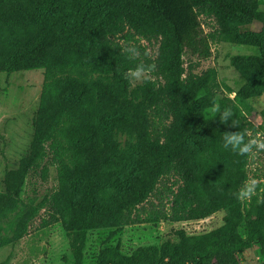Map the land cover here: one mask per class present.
<instances>
[{"label":"trees","instance_id":"16d2710c","mask_svg":"<svg viewBox=\"0 0 264 264\" xmlns=\"http://www.w3.org/2000/svg\"><path fill=\"white\" fill-rule=\"evenodd\" d=\"M59 7H67L64 18L40 19ZM202 13L214 16L225 41L253 48L252 53L233 58L247 83L233 99L226 95L218 99V105L215 68L185 75V49L196 51L204 40L199 33ZM3 26L11 40L0 53V71L43 69V82L29 150L17 168L4 174L0 230L5 219L7 231L0 235V247L20 240L44 209L47 216L41 226L60 222L71 263L83 264L90 230L137 223L139 205L162 179L172 176L177 185L169 189L168 209L152 210L146 220H200L224 210V223L193 235L178 230L176 241L140 246L128 255L119 244L104 246L98 250L96 264H242L237 255L254 243L260 245L259 264H264V203H258L264 200V183L249 212L233 195L248 178L249 155H237L231 145L223 148L224 133L245 131L247 122L239 104L264 91V11L257 2L0 0V30ZM129 33L159 39V83L147 79L131 87L124 78L138 63L150 64L141 57L126 58L120 36ZM111 86L117 95L110 94ZM215 105L220 111H214ZM227 108L233 115L222 123ZM150 112L168 118L162 131L154 129ZM103 116H114L115 131L139 145L137 176L122 194L108 201L98 200L99 177L110 161L111 148L96 124ZM234 120L238 126H233ZM48 163L56 167V188L21 199L32 172L47 177ZM82 176L86 178L82 190L69 191L68 184L74 187ZM241 223L244 237L239 233Z\"/></svg>","mask_w":264,"mask_h":264},{"label":"rangeland","instance_id":"374dc122","mask_svg":"<svg viewBox=\"0 0 264 264\" xmlns=\"http://www.w3.org/2000/svg\"><path fill=\"white\" fill-rule=\"evenodd\" d=\"M258 8L264 11V0H254ZM66 10L62 7L41 14L40 19L51 22L54 19L64 18ZM200 36L204 39L198 49L193 51L186 48L184 53L185 75H200L208 68L217 71L219 84L216 92V105L218 99L226 95L231 99L245 83V77L235 68L233 58L238 55L249 54L253 48L247 45H236L224 40L219 25L213 15L202 13L199 15ZM231 26H233L231 24ZM248 27H252L250 24ZM5 26L0 30V53L9 45L10 38ZM120 41L125 46H135L139 49L142 59L150 64H155L156 70L148 79L159 83L162 79L157 71L159 39L155 36L141 37L129 33L120 36ZM204 50L208 54L203 53ZM43 69L18 70L12 72L0 71V190H4V174L19 166L22 156L27 154L34 130V124L38 116V103L43 82ZM97 80L107 84L102 78ZM137 81L131 87L142 83ZM110 94L117 95L115 88L111 86ZM215 105V106H216ZM241 112L246 119L245 130L248 141L252 138L264 139V91L252 98L245 99L239 104ZM151 113V112H150ZM151 120L156 131H162L168 123L165 115L158 116L151 113ZM114 116H103L96 123L101 133L109 139L110 161L103 170L100 179L99 201H108L118 196L132 183L138 174L136 161L139 155V145L131 137L116 132L112 125ZM254 155H249L246 168L247 179L255 178L258 181L256 195L250 200L243 201L249 212L250 204L260 195L264 183V151L257 152L252 147ZM48 175L45 179L40 177L38 170L32 172L20 198L27 196H41L52 192L57 186L56 167L48 163ZM225 168L230 169V164L225 161ZM85 177H77L75 185L68 184L69 191L76 193L82 190ZM174 178L166 177L160 181L156 191L142 204L138 213L140 220L137 223L122 227L105 229H93L88 232L84 249L83 264H96V255L101 247L119 244L124 254H130L140 246L160 244L166 239L176 241V231L182 230L187 235L199 234L211 231L224 223L226 211L220 210L211 216L200 220L173 222L170 220L148 221L152 210L168 209L170 205V188L175 189ZM259 188V189H258ZM78 192V193H79ZM77 195V194H76ZM47 216L42 209L32 220L27 233L16 243L0 247V264H72L68 238L60 222L47 227L41 226V221ZM5 220V219H4ZM4 220L1 224L0 235L6 233ZM244 225L239 226V233L244 237ZM242 264H259L263 258L258 243H254L251 249L237 255Z\"/></svg>","mask_w":264,"mask_h":264},{"label":"clouds","instance_id":"9594fccd","mask_svg":"<svg viewBox=\"0 0 264 264\" xmlns=\"http://www.w3.org/2000/svg\"><path fill=\"white\" fill-rule=\"evenodd\" d=\"M126 53V58L129 60H136L140 56L139 49L135 46H127L122 50ZM156 70L155 64H144L140 62L135 68H131L124 74V78L129 81L130 84L137 81H146L149 75ZM214 111H220L219 106H216ZM233 115L230 108L225 109L224 113L221 115V122L226 123L227 117ZM239 121L234 120L233 126H238ZM247 130L244 132L238 131L236 133H224L223 134V148L229 149L231 145V151L237 155H254L252 152V147L255 146L257 152L264 151V139L252 138L247 143H245V136ZM258 187V181L255 178L246 179L243 187L233 195L241 201L250 200L253 195H256V189ZM258 203H264V200H258Z\"/></svg>","mask_w":264,"mask_h":264}]
</instances>
